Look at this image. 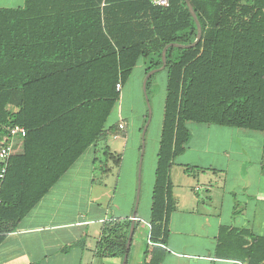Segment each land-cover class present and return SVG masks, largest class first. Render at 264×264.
<instances>
[{"label": "trees", "instance_id": "16d2710c", "mask_svg": "<svg viewBox=\"0 0 264 264\" xmlns=\"http://www.w3.org/2000/svg\"><path fill=\"white\" fill-rule=\"evenodd\" d=\"M190 2L202 39L166 53L153 245L144 264H161L166 254L160 245L168 243L176 210L170 171L190 142L191 125L264 134V0ZM197 35L184 0L167 7L152 0H24L21 8H0V146L11 127L27 130L0 191V245L90 148L124 134L121 122H107L139 61L146 60L147 75L162 67L166 46L191 45ZM104 155L114 156L108 148ZM130 227L131 218L104 222L95 256L123 260ZM239 238L230 252L264 264V237L248 231L221 229L219 255Z\"/></svg>", "mask_w": 264, "mask_h": 264}, {"label": "crops", "instance_id": "0c3cea01", "mask_svg": "<svg viewBox=\"0 0 264 264\" xmlns=\"http://www.w3.org/2000/svg\"><path fill=\"white\" fill-rule=\"evenodd\" d=\"M23 6L24 0H0V8ZM121 122L126 126L123 120ZM194 126L190 127L191 139L185 152L174 160L170 171L176 210L170 217L168 243L160 245L166 252L161 264H249L229 250V245L241 244V238L228 243L222 253L224 256H220L217 249L223 228L264 237V143L259 161L254 164L246 154L245 148L249 145H235L237 148L234 149L233 143L219 152L210 145V137L215 133L227 132L232 140V131H223V128L231 127ZM237 130L236 134L240 136L243 129ZM118 138L113 136L108 141L109 137L90 148L23 218L18 228L5 236L0 245V264H122L123 260L119 258H101L102 262H99L95 256L103 224L111 220H106V213L95 207L111 191L108 179L98 185L100 194L97 196L95 192L83 193L81 177H69L71 170L77 166L81 168L87 162L90 168L87 180L95 181L99 149L103 153L107 148L111 153H117L115 141ZM238 153L243 157H238L241 156ZM221 159L222 165L219 164ZM234 162H237L235 166ZM156 164L157 156L154 176ZM135 204L136 196L131 200L127 215L114 219L132 218ZM151 204L152 196L150 216L146 221L137 215L140 224H146L149 229ZM89 208H95L94 212L91 213ZM98 222L101 227L95 228ZM147 242V247L153 245L150 236ZM133 247L134 239L128 264H144L147 247L142 249V261L132 258ZM142 251L137 245L135 254Z\"/></svg>", "mask_w": 264, "mask_h": 264}, {"label": "rangeland", "instance_id": "374dc122", "mask_svg": "<svg viewBox=\"0 0 264 264\" xmlns=\"http://www.w3.org/2000/svg\"><path fill=\"white\" fill-rule=\"evenodd\" d=\"M145 70L146 60L141 59L133 71L129 81L125 85L120 101L114 107L108 119L107 127L118 124L122 120L126 123L124 128L126 130L124 131V134L120 135L118 140L115 141V150H118L117 153H114V156L111 159H105L103 150L101 151L99 149L97 153L98 162L96 164L97 169L95 170V181L90 182L87 180V175L90 174V168L87 162L81 168L78 166L75 167L69 174V177L75 176L82 178V191L88 195H90V193L94 194L95 192L98 196L100 194L98 185L102 182V180L108 179V189L111 191L109 195L108 193L106 194L107 197H102V200L97 202L95 205L98 211H102L103 214L106 213V220L127 215L130 209L131 200L134 199L137 194L139 186L140 157L143 144L142 131L149 119L148 104L143 93V82L146 77ZM166 86L167 71L163 70L154 74L148 94L152 109V116L144 138L145 150L141 167L140 202L137 210L138 217L142 218L144 221H146L150 216L149 203L152 196V188L155 177L154 166L156 163V156L162 131ZM196 126L198 125L195 124L194 127ZM230 129L231 128H223V131H232V140L228 138L227 132H222L220 134L215 133L210 137V145L215 147L218 152L222 151L224 146L227 147L229 144L233 143L234 149L237 148L235 145H241V147H243V145H249V148H245L246 154L248 155V158H251L254 161V164H257L259 161V154L260 152L262 153V149L260 148L264 143V135L260 132L241 130L242 134L239 136L236 134V131H238L237 129ZM112 138L113 136H110L108 141L112 140ZM90 153L88 155H91ZM235 154L236 153L234 152V157ZM238 154L241 155L240 153ZM238 157H243V155ZM222 163L221 159L219 164L222 165ZM236 163L234 162V166ZM233 172L234 169L232 170V174ZM71 204L72 203H70V205ZM89 209H92L90 212L93 213V209L95 208ZM132 212H134V210ZM89 215L92 216V214ZM94 227H101V224L98 222L94 225ZM149 236L150 229L148 226L146 224H140L133 237L134 247L132 258H135V261L143 260L142 249L147 247ZM137 245L141 246L142 252L140 254H135ZM98 259L99 260L97 261L102 262L101 258Z\"/></svg>", "mask_w": 264, "mask_h": 264}, {"label": "water", "instance_id": "95a60500", "mask_svg": "<svg viewBox=\"0 0 264 264\" xmlns=\"http://www.w3.org/2000/svg\"><path fill=\"white\" fill-rule=\"evenodd\" d=\"M187 4V7L192 15V17L194 18L197 28H198V35H197V39L196 41L191 44V45H179V44H170L168 46H166L162 52V67L159 69H155L152 70L150 72H148V74L146 75L144 82H143V93L145 95V99L147 101L148 104V109H149V119L147 124L145 125L143 131H142V138H143V144H142V153H141V157H140V167H139V186L137 189V194H136V205H135V209L131 218V227H130V232H129V236H128V241H127V247H126V253L125 256L123 258V262L122 264H128V260H129V253H130V249H131V245H132V241H133V237L135 234V229H136V221H137V210H138V206H139V202H140V179H141V167H142V161H143V155H144V150H145V134L148 128V125L150 123L151 120V116H152V109H151V104H150V100H149V96L147 93V83L148 80L157 72L159 71H163L166 69L167 66V59H166V53L168 51L169 48L174 47V48H184V49H188V48H193L195 46L198 45V43L201 41L202 39V27H201V23L198 19V16L196 14V12L194 11V8L190 2V0H184Z\"/></svg>", "mask_w": 264, "mask_h": 264}, {"label": "built area", "instance_id": "2783aa9c", "mask_svg": "<svg viewBox=\"0 0 264 264\" xmlns=\"http://www.w3.org/2000/svg\"><path fill=\"white\" fill-rule=\"evenodd\" d=\"M153 4L160 7L169 6V0H152ZM121 84L117 85V91H121ZM120 128L124 129V123H120ZM27 134V130L23 126H14L8 129V136L4 139L0 146V191L3 187L6 179L9 162L13 156L21 153L24 138ZM2 200L0 199V204Z\"/></svg>", "mask_w": 264, "mask_h": 264}]
</instances>
